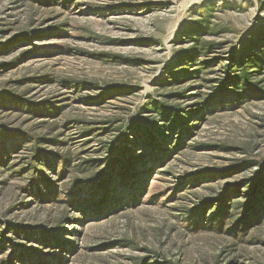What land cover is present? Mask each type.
Listing matches in <instances>:
<instances>
[{"label": "rangeland", "instance_id": "rangeland-1", "mask_svg": "<svg viewBox=\"0 0 264 264\" xmlns=\"http://www.w3.org/2000/svg\"><path fill=\"white\" fill-rule=\"evenodd\" d=\"M259 28L264 0H0V264L16 247L48 263L264 264V212L237 233L244 206L222 229L216 207L203 213L222 189L264 174V64L257 94L195 106L218 100L223 59ZM194 46L211 49L197 61L209 66L163 86ZM157 103L199 111L197 128L160 162L146 156L135 202L88 209L94 185L110 181L112 162L130 148L129 127L160 120ZM37 155L47 158L41 172L31 165ZM203 171L216 174L200 182Z\"/></svg>", "mask_w": 264, "mask_h": 264}, {"label": "trees", "instance_id": "trees-1", "mask_svg": "<svg viewBox=\"0 0 264 264\" xmlns=\"http://www.w3.org/2000/svg\"><path fill=\"white\" fill-rule=\"evenodd\" d=\"M47 2L49 0H46ZM254 35V39L247 40L245 46L238 49L235 53L224 58L227 61L224 76L217 80L219 96L217 101L212 98L205 101V103L195 105L197 108L201 107V111H207L211 108V104H223L225 102H235L236 99L242 98L244 95L257 94L258 87L252 82L255 75L262 70L264 64V29L259 28ZM192 37L189 40L193 42L200 41V37ZM253 40V41H252ZM198 49L197 46L190 47L183 50V55L178 58V67L169 71V79L164 80L162 85H171L173 83L183 84L189 79L196 78L203 67H208L210 62L197 63L200 56L208 57L207 49ZM177 62V63H178ZM201 66H203L201 68ZM195 67H200L194 69ZM260 70V71H259ZM178 98H183L185 94L176 95ZM153 112L160 117L159 121H152L143 117H138L136 121L129 127L126 133L127 142L131 144L130 148L124 147V154L120 161H113L112 178L106 184L104 182L97 183L92 189L93 198L89 201L88 209H97L100 212L102 209H108L120 203L119 200L136 201L137 191L141 190L142 185L146 188V175L148 161H145L147 155L154 152L151 164L160 162L167 154L165 149L173 142L172 147L176 150L184 145L186 136L191 135L197 125H193L197 119L198 112L181 109L179 106H167L165 103H157L154 105ZM169 133V135H168ZM130 140V141H128ZM146 150V154L138 156V154ZM168 152V151H167ZM47 158L43 155H37L32 159L31 165L37 166L39 172L45 164ZM150 164V165H151ZM40 174V173H39ZM211 171H203L198 173L197 180L200 182L208 176H212ZM42 177V175H41ZM245 184V185H244ZM248 184L247 194H239L240 190ZM143 189V188H142ZM40 196L45 198L42 189H38ZM144 190V189H143ZM241 197H244V202H240ZM131 198V199H130ZM98 199L101 201L97 203ZM210 204H213L211 206ZM210 204L205 205L203 213L213 207L217 208L216 214L212 216L213 225H218L221 229L227 225L228 219H233L234 212L239 209V206H244L242 209L241 218L231 225V230L237 233L238 230H247L250 223L260 221L261 215L264 212V174L250 179L248 183L243 185H231L222 189L218 197L212 200ZM71 207H75V201L69 203ZM211 206V207H209ZM77 208V207H75ZM104 210V211H105ZM229 225V224H228ZM41 241L44 245L54 243L61 251H64V243L58 238L42 237ZM9 264H65L61 256H53V262L48 263L46 257H39L38 251L34 248L24 249L23 247H16ZM16 253L19 255L17 256Z\"/></svg>", "mask_w": 264, "mask_h": 264}]
</instances>
